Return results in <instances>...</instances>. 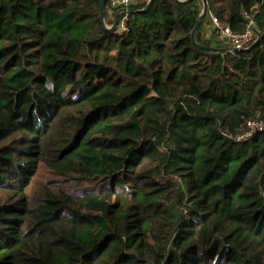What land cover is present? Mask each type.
<instances>
[{"label":"trees","instance_id":"trees-1","mask_svg":"<svg viewBox=\"0 0 264 264\" xmlns=\"http://www.w3.org/2000/svg\"><path fill=\"white\" fill-rule=\"evenodd\" d=\"M99 3L0 0V264H264V0Z\"/></svg>","mask_w":264,"mask_h":264},{"label":"built area","instance_id":"built-area-1","mask_svg":"<svg viewBox=\"0 0 264 264\" xmlns=\"http://www.w3.org/2000/svg\"><path fill=\"white\" fill-rule=\"evenodd\" d=\"M113 22L116 19L115 33L122 35L128 31L129 14L143 10L150 0H107ZM139 7H143L138 9ZM246 26L240 33H234L227 25H224L214 15H210L211 30L216 37L229 47V51L245 50L250 48L256 41V25L251 14L244 13ZM106 27H111L107 26ZM257 133H264V119L249 120L245 124V130L235 139L237 142L246 141Z\"/></svg>","mask_w":264,"mask_h":264},{"label":"water","instance_id":"water-1","mask_svg":"<svg viewBox=\"0 0 264 264\" xmlns=\"http://www.w3.org/2000/svg\"><path fill=\"white\" fill-rule=\"evenodd\" d=\"M105 1H106V0H100V3H99V18H100V21H101V23H102V26L104 27V29H105L106 31L114 32V31H115V28H116V25H117V20H116V19L114 20L113 24H112L111 27H109V28L106 27V25L104 24V9H103V6H104ZM154 1H155V0H150V2H149L148 5L145 7V9H143V10H138V11H134V12H145V11H148V9L150 8V6L153 4ZM203 4H204V1H203ZM203 13H204V9L202 10L201 15H200L199 19H198L197 22H196V25H195V27H194V30H193V32H192V34H191L192 37H193L194 31L198 28V25H199V23H200V18L202 17ZM258 41H259V39H256V41L254 42V44H253L252 46H254L255 44H257ZM252 46H251V47H252ZM251 47H250V48H251ZM250 48H248V49H250ZM248 49H245V50H248ZM240 51H241V50H240ZM233 52H234V53H237V52H239V51H238V50H234Z\"/></svg>","mask_w":264,"mask_h":264}]
</instances>
